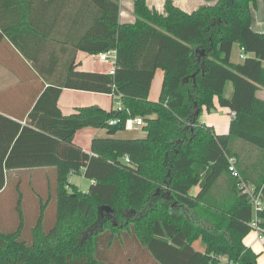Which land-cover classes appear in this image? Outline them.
I'll list each match as a JSON object with an SVG mask.
<instances>
[{
	"label": "trees",
	"instance_id": "1",
	"mask_svg": "<svg viewBox=\"0 0 264 264\" xmlns=\"http://www.w3.org/2000/svg\"><path fill=\"white\" fill-rule=\"evenodd\" d=\"M119 1L0 0V39L31 64L42 87L26 125L5 146L9 154H0V193L21 183L20 171L53 174L26 237L21 192L14 218H3L16 226L6 229L0 219V264H257L259 253L244 238L254 216L264 229V207L254 212L228 161L235 157L240 178L264 201V99L257 95L264 32L251 28L257 0H205L190 12L172 0L163 12L133 0L131 23L119 22ZM234 45L241 61L231 60ZM110 49L112 74L78 69V51ZM158 68L160 92L151 100ZM227 81L230 96L223 95ZM64 88L107 93L120 104L63 114ZM214 97L235 112L225 133L200 121ZM135 117L144 135L116 136ZM88 126L106 130L91 140L90 153L74 142ZM71 173L90 179L87 190L68 180ZM221 179L226 198L212 201ZM49 201L54 216L45 226ZM199 238L203 251L192 245Z\"/></svg>",
	"mask_w": 264,
	"mask_h": 264
},
{
	"label": "crops",
	"instance_id": "2",
	"mask_svg": "<svg viewBox=\"0 0 264 264\" xmlns=\"http://www.w3.org/2000/svg\"><path fill=\"white\" fill-rule=\"evenodd\" d=\"M120 1L119 22H134L136 17L134 14L133 0L131 2V6L127 4V1ZM164 1L165 0H146V3L150 8H155L157 11L163 12ZM172 2L182 10L190 12L196 9L199 5L205 3V0H172ZM251 28L256 32H264L263 0H257L255 6L251 7ZM6 39L7 38L5 36L2 40L0 39V44H2V46L0 45V154L2 155L9 154V149L5 146L10 139L14 141L17 133L24 125H26V118L33 105L34 96L37 91L39 92L42 89L40 77L37 76L34 68L29 62L24 61L19 55L10 51L9 46H7V44L5 45L4 41H6ZM76 60L79 63L78 69L82 70L109 72L110 69L113 68L111 63L100 61L95 58L93 54H88L84 51L77 52ZM231 60L233 62H238L233 57V49L231 53ZM162 78L163 71L160 68L156 69L150 86L149 99L157 100ZM57 103L63 114H70L75 112L78 107L92 104L108 110L111 107L118 106L119 101L117 102L114 97L107 93L64 88L59 95ZM214 104L215 108L216 106L220 107L217 103L216 97H214ZM228 113L230 115L229 111ZM200 121L208 125H212L214 130L218 133L227 132L229 126L228 124L225 130H218L211 122H207L201 118ZM131 124L132 123L127 124L126 129L130 128ZM119 132H117L116 135L119 134ZM104 136H106V130L104 128L88 126L80 128L75 132L74 142L81 146L84 151L90 153L91 140L94 137ZM5 149L6 152H4ZM197 190L198 187L196 188V191H191L192 193H195ZM244 242L246 243L245 238ZM248 246L251 247V244ZM204 249L205 244L203 250ZM257 264H259L258 260Z\"/></svg>",
	"mask_w": 264,
	"mask_h": 264
},
{
	"label": "rangeland",
	"instance_id": "3",
	"mask_svg": "<svg viewBox=\"0 0 264 264\" xmlns=\"http://www.w3.org/2000/svg\"><path fill=\"white\" fill-rule=\"evenodd\" d=\"M127 1V4L131 6L132 0H122ZM121 2V1H120ZM133 14V13H132ZM240 49L237 45L233 48V57L237 61H241L239 57ZM232 92V84L230 81L226 82V85L223 89V95L224 96H230ZM257 95L264 99V88H261L257 91ZM201 119L206 120L207 122H211L215 125V128L218 130H225L229 124L230 121V115L228 113L227 108H222L216 106V108H212L209 111H206L205 108L203 109L201 115ZM210 123V124H211ZM143 132L141 130V126H137L134 123L130 125V128H127L123 130L122 132H119L116 136L118 137H141L143 136ZM249 148V147H248ZM240 149V147H239ZM253 150V148H252ZM51 170L46 169H33V170H25L20 171V173H17L14 177H20L21 183L18 184L15 181H11L9 185L0 193V219L3 220V218H14V214L11 212V207L14 205L16 201L17 194L21 192L22 201L25 207V214L26 218L24 219L23 223V229L22 234L23 236H27L30 232L31 227L35 224L36 221V215L38 212V201L36 200L37 196L39 195L45 197L47 196L46 188L47 184L45 183L46 180L50 181L53 179V174L51 173ZM69 181L71 183L77 184L78 187L85 191L89 187L91 181L90 179L84 177L82 173H72L69 175ZM197 187L192 188V191H196ZM225 184L221 180L217 182V184L214 186L212 193H211V200L212 201H221L222 198H226V190H225ZM45 194V195H44ZM49 198V196H47ZM260 205L264 207V201H260ZM45 221L44 225L48 226L50 223V220H53L54 216V207L53 202L49 201L47 204L46 210H45ZM6 219V220H7ZM6 220H3V223L6 229H12L16 226L15 220L11 223H7ZM200 239V238H199ZM195 241L193 243V247L196 250H203L204 244L202 243L201 239ZM245 241L248 245L251 244V248L259 253L258 261L259 264H264V241H258L256 239V231L255 229H252L250 233L245 237Z\"/></svg>",
	"mask_w": 264,
	"mask_h": 264
},
{
	"label": "built area",
	"instance_id": "4",
	"mask_svg": "<svg viewBox=\"0 0 264 264\" xmlns=\"http://www.w3.org/2000/svg\"><path fill=\"white\" fill-rule=\"evenodd\" d=\"M93 56H95V58H97L98 60L100 61H103V62H107V63H111L113 65V68L110 69L109 73H113L114 72V63H115V60H116V51L115 49H110V50H107V51H104V52H99L97 54H93ZM240 59H243L244 58V54H240L239 55ZM120 104V103H119ZM118 104V106H119ZM235 116V112L234 111H231L230 112V117H234ZM112 123H115L116 120H112L111 121ZM129 123H134L135 125L137 126H140L142 125L143 121L141 118L139 117H135L133 119H129L127 121V124ZM124 161L125 162H128L129 159L127 156L124 157ZM228 161H229V170L231 171V173L238 177V187L241 189V191L243 193H247L250 200H251V203H252V206H253V210L254 212L260 210L263 208L262 205H260V201H261V191H255V188L250 184V183H247L245 182L244 180H242L239 176V173L235 167V157H229L228 158ZM251 226L253 229H255L256 231V239L258 241H264V229L260 226L259 224V220L257 219L256 216H254L252 222H251Z\"/></svg>",
	"mask_w": 264,
	"mask_h": 264
}]
</instances>
